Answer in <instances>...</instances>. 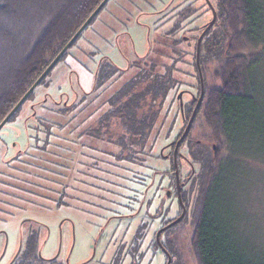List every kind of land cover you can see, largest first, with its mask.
<instances>
[{
	"label": "trees",
	"instance_id": "trees-1",
	"mask_svg": "<svg viewBox=\"0 0 264 264\" xmlns=\"http://www.w3.org/2000/svg\"><path fill=\"white\" fill-rule=\"evenodd\" d=\"M102 1L0 0V123ZM210 1L216 10V19L204 33L200 46L204 95L178 149V155L185 146L187 150L182 156L189 163L190 172L186 173L187 178H183L184 180L193 181L194 184L195 174H199L197 177L200 182L204 175H209L206 186H201L197 211L194 212L193 209L195 233L191 248L198 264H264V231L259 227H244L248 226L245 221L249 216L245 215V211L242 212L245 217L239 212L240 203L243 202V182L255 170L254 157H257L259 149L254 148V141L264 133V113L261 112L260 104L264 87L256 75L264 56V0ZM204 2L212 10L207 0ZM196 11L197 7L193 4L179 9L173 25L161 35L164 39L159 38L155 42L149 55L135 59L129 66L132 68L130 72H127L129 68L121 69L112 60L103 58L94 72L91 90L85 91L69 106L59 107L57 110L50 108L51 112L45 117L36 115L35 127L43 134L34 147L36 150L29 148L27 154L30 158L27 162H47L45 157H41L43 150L47 148L51 149L53 155H58L57 146L67 151H70L72 145H78L82 149L85 146V134L97 138L98 142L102 140L114 144V147L118 146L116 151H113L114 147L113 150H103L102 147L99 149L93 146L91 149L95 148V162H99L96 164H106L109 167L117 161L125 168L134 170V176L138 177L137 174L147 166L144 152L149 145L151 151L156 147L174 89L183 83L175 75L180 69L175 67L172 53L174 50L178 52L176 45L181 42L191 44L192 37L186 35V32L195 31L192 34L195 45L187 52L192 55L190 62L195 70L192 76H196V83L189 85L197 88L196 95L192 93L196 98L192 96L189 104L184 102L183 113L180 102L177 101L183 124L175 139L165 146L169 148L167 157L171 159V166L164 173H171L173 177L175 143L182 135L201 93L196 62L197 41L213 18L212 11L209 21L177 35L183 22ZM79 36L54 66L69 53ZM211 62L218 64L215 78L219 80V84L213 87H209L206 81V68ZM52 68L7 122L15 117L26 100L33 98L36 88L44 82ZM127 74L130 75L126 78ZM119 79H123L120 84L117 81ZM111 83L119 85L113 89ZM108 86L112 90L110 93H107L110 90ZM180 90L177 89L176 93ZM103 93L107 94L106 98H103ZM176 98L179 99L178 95ZM42 101L44 102H39ZM75 109L77 110L74 111ZM83 111H89L87 118L90 122L80 131L81 126L74 125V121L78 119L77 114ZM58 114L67 117V123L72 126L60 122ZM199 117L207 121L217 148L214 149L211 143H205L201 139L193 142L189 137L192 125ZM53 118L55 120H51ZM17 157L19 155L15 156ZM170 185L171 182L167 186ZM165 198L164 194L157 211H164L162 201ZM183 198L188 207L186 189L183 190ZM165 210L168 211L169 207ZM155 211L153 216L156 215ZM187 212L185 218L189 215L188 210ZM166 221L164 219L163 223ZM152 223L153 219L139 224L129 244H121L112 261L101 264H123L126 254L130 256L129 264H141L145 255L141 247L146 236H149L147 246L151 247L149 242L153 240L149 234ZM24 228V238L13 264H44L47 261L49 264H64L56 258L47 260L42 257L40 239L44 228L40 223L28 221ZM177 231L178 226L171 227L164 230L160 237L162 244L172 255L171 264H175L177 255L178 258L181 256ZM151 245L158 248L156 241H152Z\"/></svg>",
	"mask_w": 264,
	"mask_h": 264
},
{
	"label": "rangeland",
	"instance_id": "rangeland-1",
	"mask_svg": "<svg viewBox=\"0 0 264 264\" xmlns=\"http://www.w3.org/2000/svg\"><path fill=\"white\" fill-rule=\"evenodd\" d=\"M189 3L195 5L197 11L183 22L177 35L211 19L212 10L208 9L204 0H108L94 20L84 28L69 53L58 61L44 82L36 88L33 98L26 100L15 117L0 130V264H13L12 260L20 249L24 226L28 221H37L44 228L40 251L45 259L56 258L64 264H101L111 262L121 244H129L139 224L153 219L155 209L160 205L161 198H164V190L171 182V173H164L171 166V159L167 157L169 148L165 146L175 139L183 124L177 103L180 100L176 96L183 90V101L189 104L192 93H197V88L189 85L196 83V76H192L195 72L190 62L192 55L187 52L195 45V31L186 32V35L192 37L189 39L191 44L181 42L176 45L178 52L174 50L172 53L175 67L180 69L175 75L183 83L174 89L156 147L151 151L149 145L144 152L147 166L140 169L138 177L134 176V170L125 168L117 161L109 167L106 164H96L99 162L94 159L95 148H91L94 146L113 150L114 144L102 140L98 142L97 138L85 134L84 149L72 145L71 152L57 146L58 155H53L49 148L43 150L42 154L39 152L38 155L46 158L47 162L44 164L32 158L31 163L27 162L30 158L27 153L29 148L36 150L34 147L43 134L35 127L36 115L45 117L51 112L50 108L57 110L59 107L69 106L85 91L91 90L94 72L103 58L112 60L121 69H127L135 59L149 55L151 47H154L159 38L163 40L161 35L173 25L177 11ZM217 66V63L211 62L206 68L209 87L219 84V80L215 78ZM131 70L129 68L127 72ZM256 75L264 87V56ZM123 79L117 80L119 84ZM119 84L111 83L113 89ZM177 89L181 90L176 93ZM111 91L110 89L107 93ZM102 95L103 98L107 96L106 93ZM40 100L44 102H39ZM260 104L261 112L264 113V88ZM87 112L89 111L80 112L77 114L78 119L73 120L74 125L81 126L80 131L90 122ZM57 117L60 122L72 126L67 123V117L59 114ZM189 137L193 142L201 139L205 143H211L214 149L217 148L212 140L211 128L203 117L196 119ZM262 147L264 133L254 141V148L259 149L257 157H254L255 170L243 182V202L240 203L239 212L243 215L242 212L245 211V215L249 216L245 221L248 226L244 227H259L264 231ZM117 149L118 146H115L113 151ZM186 151L185 146L179 157L177 151L181 177L190 172L189 163L182 156ZM17 154L19 157L15 158ZM197 171L198 169L196 173ZM197 175L199 174L194 176V184L189 180L185 186L189 215L178 225L176 238L181 256H176L175 264H198L191 248L195 233L193 209L194 212L197 211L200 189L201 186H206L209 175H204L202 183ZM168 191L169 189L166 190ZM172 196L162 201V218L166 214L175 215L178 211ZM166 207H169L168 211L165 210ZM159 219L151 224L150 235L159 225ZM148 241L147 235L141 247L145 252L141 264H165L164 252L160 248H153L151 240V247L147 246ZM129 261L130 256L126 254L123 264H129Z\"/></svg>",
	"mask_w": 264,
	"mask_h": 264
},
{
	"label": "water",
	"instance_id": "water-1",
	"mask_svg": "<svg viewBox=\"0 0 264 264\" xmlns=\"http://www.w3.org/2000/svg\"><path fill=\"white\" fill-rule=\"evenodd\" d=\"M108 0H103L98 6L97 8L92 12V14L86 19V21L82 24V26L76 31V33L72 36V38L67 42V44L62 48V50L57 54V56L51 61V63L48 65V67L43 71V73L38 77V79L33 83V85L28 89V91L24 94V96L18 101V103L14 106V108L9 112V114L3 119V121L0 123V130L1 128L4 126V124L7 122V120L10 118V116L15 112V110L25 101V99L28 97V95L31 93V91L34 90V88L38 85V83L42 80V78L48 73V71L54 66V64L57 62V60L60 58V56L68 49V47L75 41V39L80 35V33L84 30V28L90 23V21L92 20V18L101 10V8L104 6V4L107 2ZM208 4L211 6L212 11H213V18L210 20V22L208 23L207 27L204 29V31L200 34L198 41H197V57H196V62H197V66H198V70H199V76H200V82H201V93L200 96L197 99L196 105L193 109V112L185 126V129L182 133V135L180 136V138L176 141L175 144V148H174V166H175V174H176V179H177V183L180 181V176H179V167H178V161H177V151H178V147L180 145L181 140L186 136V134L188 133L191 124L193 122V119L196 115L197 112V108L201 102V100L203 99V95H204V80H203V73H202V69L200 66V46H201V40L202 37L204 35V33L206 32V30L214 23L215 19H216V10L214 9L212 3L210 0H207ZM183 95V90H181L178 93V98L180 100V107L183 113V109H184V101L182 98ZM178 197L179 200L182 204V212L181 214L172 222V223H177L179 222L185 215L186 213V206L183 203L182 199H181V190L179 187V183H178ZM170 223V224H172ZM163 229H160L157 233V239H159V234ZM21 247V246H20ZM18 253V252H17ZM170 256H169V260L168 263H170ZM13 261V260H12Z\"/></svg>",
	"mask_w": 264,
	"mask_h": 264
},
{
	"label": "flooded vegetation",
	"instance_id": "flooded-vegetation-1",
	"mask_svg": "<svg viewBox=\"0 0 264 264\" xmlns=\"http://www.w3.org/2000/svg\"><path fill=\"white\" fill-rule=\"evenodd\" d=\"M190 4V3H189ZM176 16H177V13H176ZM199 71V70H198ZM193 98H196V96L195 95H193ZM16 156H18V155H16ZM15 157V156H14ZM178 157H179V155H178ZM10 160V159H9ZM8 160V161H9ZM7 161V162H8ZM173 161H174V150H173ZM180 172V171H179ZM179 176H180V174H179ZM186 176H180V181L178 182L179 183V187H180V190H181V199H182V201H183V203L185 204V206H186V213H185V215L187 214V210H188V207H187V204H186V201L184 200V198H183V190L185 189V186H186V184L188 183L186 180H184L183 178H185ZM178 183H177V179H176V174H175V172H174V176L173 177H171V185H170V187H166V189L164 190L165 191V195H166V197L167 198H170V196L171 195H173L172 196V199L176 202V204H177V208H178V211H176V214L175 215H172V216H168L167 214L166 215H164V217L162 218V212L160 211H157V209H156V215L155 216H153V220H154V222H155V220L156 221H158V219H159V225L152 231V234H151V237H152V241H156L157 242V246H158V248H160L163 252H164V255H165V253H167V261H166V263L165 264H167L168 263V260H169V256H170V263L169 264H171L172 263V255H171V253L166 249V247H164V245L162 244V242H161V239H160V237H161V235H162V233H163V231L164 230H166V229H169V228H171V227H174V228H177V226L184 220V218H185V215H184V217L179 221V222H177V223H172L180 214H181V212H182V204H181V202H180V200H179V197H178V192H177V190H178ZM169 189V191L168 192H166V190H168ZM175 195V196H174ZM175 197V198H174ZM180 209V210H179ZM169 217H171V218H169ZM168 218V219H167ZM164 219H166L167 221L165 222V223H163V220ZM170 223H172V224H170ZM160 229H163L161 232H160V234H159V239H157V233H158V231L160 230ZM153 248H156V247H154V246H152Z\"/></svg>",
	"mask_w": 264,
	"mask_h": 264
}]
</instances>
